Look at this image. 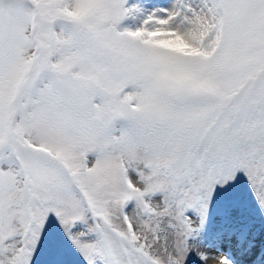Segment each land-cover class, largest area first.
Returning a JSON list of instances; mask_svg holds the SVG:
<instances>
[{"label": "snow or ice", "instance_id": "obj_1", "mask_svg": "<svg viewBox=\"0 0 264 264\" xmlns=\"http://www.w3.org/2000/svg\"><path fill=\"white\" fill-rule=\"evenodd\" d=\"M0 264H264V0H0Z\"/></svg>", "mask_w": 264, "mask_h": 264}]
</instances>
